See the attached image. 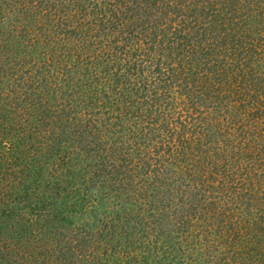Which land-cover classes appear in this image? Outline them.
Instances as JSON below:
<instances>
[{
  "label": "trees",
  "instance_id": "obj_1",
  "mask_svg": "<svg viewBox=\"0 0 264 264\" xmlns=\"http://www.w3.org/2000/svg\"><path fill=\"white\" fill-rule=\"evenodd\" d=\"M236 3L242 4L243 0H238ZM262 4H264L263 1ZM231 8L228 9L230 12H226L229 13L230 21L234 16ZM1 9H3L2 5H0V14ZM213 17H216L214 21L218 27H212L211 23H208L207 25L210 26L206 27V31L217 30V37L214 40L220 42L218 55H222L223 49L221 50V48L223 46L228 52H235L236 58L233 62L226 60V58L214 59L212 52L219 44L212 42L214 40L211 38L207 39V45H200L201 50L204 51L202 52L207 60V66L211 70H206L207 67H205L198 72H201L200 78H203L209 87H204V92L202 90L201 93L200 88H197L196 92L200 95L197 100L191 99L194 102L191 103L192 107L187 106L189 113H186V109L184 111L182 108L181 112L178 111L175 119L167 117V112L163 111L164 108H162V100L156 98V94L159 92L161 95L169 97L167 93L163 92L170 93L173 92L172 90L177 92L179 87L164 89L159 85V87H154L151 90V87H148L146 83L143 87V84L136 85L132 80L129 81V72L119 74L121 72L119 68L115 73L107 72L108 75L105 73L108 80L100 81L102 83L104 81L105 84L104 87H101V91L96 93L92 91L91 87H86L82 81V76L77 71H74L67 64L64 65L62 71L63 84L58 85L52 82L49 85V87H54L53 92L56 88L62 87L60 96L58 97L54 93L46 105H40L42 110H39L38 114H41V119L35 123L36 126H32L38 130V136L41 138L45 152L55 150L57 151L56 155L61 153L64 157L62 160H65L66 165L74 164L75 161L80 162V155L83 156L86 151L87 153L92 152L93 146L100 144L98 134L101 135L103 128H98V125L102 122L101 116L105 118L102 125L108 126L114 140L108 145L105 155H98L102 159H96L97 166L89 169L86 173L79 171V175H73L69 170L68 175L61 182H58V178L61 177L60 172L54 173V176L52 174L53 178L57 179L55 185L53 180L52 185L51 183L49 185L45 176L42 177L41 183L32 182L35 180L32 178L21 177L20 172H22L23 166H29L31 162L25 163V157L18 154V151L13 159H9L3 154L0 155V169L10 170L3 176L7 178V181L10 179L11 182L10 187L8 186L11 193L4 189L0 191V195L7 196V199L0 200L3 201L0 204L5 206L0 209V240L8 239L14 243L8 253H1L0 264H33L35 259L31 258L32 255L39 258L38 261L41 264L49 262H51L50 264H161L156 260L161 258L164 260L166 256L169 257V252H172L174 245L184 255L189 252V249L193 250L197 247L200 240H203V242H208L209 252L214 242V239L209 236L211 233H207L211 231V228L212 230L216 228V233L221 229L220 240L225 244V250H227L220 251L222 264H233L231 259L235 257L241 258L242 262L244 261L243 264H264V152L251 147L253 144L258 147L257 145L261 141L258 138H262L260 137L263 132L261 126L264 123L257 121V119L255 123H251L253 128L260 132L259 137L257 135H255L256 137H249L248 135L246 141L242 142L243 144L232 141L242 139L234 136L233 132L230 131V122L232 121L230 115L233 117L237 111L234 106L230 109L231 91L237 95L236 101L244 102L248 99L246 91L248 87L244 86L249 83L244 80H248L246 71L248 70L247 51L249 49L247 50L246 45H250V43L246 39L247 32L241 34L237 30L238 37L236 36L229 45L221 37L224 36L227 39L231 33L221 32L220 21L222 19H220V15H213ZM262 20H264V13ZM237 25L243 26V23L238 20L234 28ZM157 32V30H149L146 31L145 36L155 40L153 35L158 37ZM260 34L262 35V33ZM161 43L162 48L171 47L170 42L167 45L164 41ZM253 49L255 50L254 47ZM17 64L16 59L8 52L3 54V51L0 50V87H8L7 96H13V98L19 91L21 92L19 88L23 86L21 79L26 76V73L21 72L22 68L17 67ZM77 70L79 71V69ZM30 76L35 77L36 73ZM38 82L39 86L36 85L38 90L35 89L37 90L35 99L37 103H40L44 101L45 96H48L43 93L42 81ZM120 85L121 87H119ZM213 85L214 87H210ZM133 90L134 92L142 91L145 99L150 100L154 105V115L157 114L156 121L160 122L155 129L156 136H160L156 153L163 157L165 156L164 148H166V152L172 150L168 156L173 157L172 154L175 153L178 159L173 158L182 162V168L185 169L184 180L178 185L181 192V205L173 206L172 215L170 210L166 208L168 204L162 203V200L159 201V204L152 201L155 205L151 203L147 213L136 210L138 205L136 198L140 197L137 193L143 191L146 193L151 191L152 194L159 193L160 189L158 190V188H163V185L168 184L166 182L169 176L168 170H163L157 166L151 168L152 163L150 162H147L149 164L147 170L149 169L151 175L150 183L141 188L137 187V189L132 186L130 200L122 203L118 209L123 214L116 216L110 214L115 208L114 203L112 206L111 203L105 201V196L108 197L110 192L101 193L111 183L122 185L119 183L122 175L125 183L132 181L134 179V175H131L133 174L132 167L142 162L145 163L143 161L144 156L163 162L161 157H156L153 152L152 154L149 151L151 145L145 149V152L139 154L127 150L132 145L128 141L130 137L136 139L135 142L133 141L134 144L143 138L139 139L133 135L128 138L116 137L117 127L120 125L119 119L121 120L122 116L131 110L130 105L132 104H127V107H123L124 103L115 105L112 96L119 94L120 96L116 97V100L118 102H121L120 100L125 101L124 95L130 91L133 92ZM189 93L191 94V92ZM256 96L258 95L256 94ZM199 99L203 103H198ZM217 101L218 109L212 108L211 104L214 105L213 103ZM125 102L127 103V101ZM258 106L259 104L254 108ZM143 107V105L137 104L130 114H140L143 112ZM221 108H223L222 111H220ZM47 113L50 115L49 118L42 117ZM200 114L201 117H199ZM209 115H213V117H209ZM26 117L32 120V116L29 114ZM222 117L226 118L225 123ZM220 119L222 123H220ZM45 120L48 121V127L45 126L46 128L43 129L41 127L47 124ZM237 120L239 121V119ZM197 121L201 122V126H205L204 128H207L211 134L202 135L198 133L195 136L184 137L186 131L195 129ZM240 122L242 126L245 125L244 120ZM1 124L2 122H0ZM32 127L30 126L28 130H31ZM178 130H180L179 133L183 132L181 138L176 139L173 145L166 146L165 141H168L166 140V132L173 137V133L176 134ZM24 132L27 133V130ZM5 134H8L6 127L0 128V136L2 137L0 145L8 142L4 139L6 138ZM212 134L213 136H211ZM16 135L18 136V133ZM263 144L260 145L263 146ZM241 151H244L245 156L240 153ZM93 154L92 156L86 154L84 158L95 159L96 155ZM141 167L145 168V165L141 164ZM128 174L130 175L128 176ZM25 179L32 183H28ZM103 180L108 183L104 184ZM125 183L123 182V184ZM40 186L43 187L40 189ZM63 188H65V192L60 193L59 190ZM37 195H40L42 200ZM215 196L216 200L217 198L221 200L222 205L213 202ZM151 199L152 196L142 202H150ZM58 202H60L59 206ZM103 202L106 207H104ZM225 202L228 205L224 206ZM221 206H224L222 210ZM248 207L250 208L248 211L250 217H246L247 215L243 213H246ZM164 208H166V212L161 214L160 211ZM199 209L205 211V218L199 216ZM230 214H232V220L228 226L230 228L226 230L227 227L224 229V224L228 223ZM245 217L247 218L246 224L241 225L240 222L246 220ZM163 219H166V222H162ZM40 221V226L36 231L32 230L29 233V229L34 228L35 223ZM257 223L261 224V227H258ZM204 227L207 228L205 231L207 240L205 237L199 238L200 233L203 234L200 229ZM150 232L157 235L155 240L150 239ZM33 235L38 244L32 238L31 241H26L28 237ZM50 240L52 242L51 247L44 246V242ZM24 241L27 243V248L22 249L21 244ZM198 254H200L199 250ZM255 261L256 263H254ZM191 262H193L192 259ZM166 263L173 264L170 261ZM174 264L185 263L177 261Z\"/></svg>",
  "mask_w": 264,
  "mask_h": 264
},
{
  "label": "rangeland",
  "instance_id": "obj_2",
  "mask_svg": "<svg viewBox=\"0 0 264 264\" xmlns=\"http://www.w3.org/2000/svg\"><path fill=\"white\" fill-rule=\"evenodd\" d=\"M236 1L238 0H0V5H2L3 8L0 14V50L3 51V54L8 52L15 58L18 63L17 67L20 66V68H22L21 72L23 71L26 73L25 78L21 79L23 83V86L19 87L21 92L19 91L15 98H13V96H7L6 91L9 90L8 87H0V122H2L0 128L6 127L8 133L5 134L6 138H4L8 140V142L4 145H0V155L3 154L9 159H13L18 151V154H22L25 157V163L31 162L29 166H23L22 172H20L21 177L32 178L35 179L32 180V182L37 181L41 183L42 177L45 176V180H48L49 185L50 183L52 185V180L55 185L57 179L53 178L54 173L60 172L61 177L58 178V182L63 181L66 175H68L69 170L73 175H79V171L86 173L89 169H93L97 166L98 163L96 159H102L98 155H105L107 153L106 149L114 138L109 132L108 126L106 124L102 125L105 122L104 116H101L102 122L98 125V128H103L101 135L98 134L100 144L94 145L92 152L87 153L86 151L83 156L80 155V162L75 161L74 164L72 163L70 165H66L65 160H62L64 157H62L61 153L56 155L57 151L55 150L45 152L41 138L38 136V130L36 127H32L36 126L35 123L41 119V114H38L39 110H42L40 105H46V103L51 100L50 96L54 93H56L58 97L60 96L62 87L56 88L53 92L54 87H49V85H51L52 82L58 85L63 84L62 71L66 64L71 66L74 71H77L82 76V81L86 87H91L92 91L96 93L97 91H101V87H104V81L103 83L100 81L103 79L108 80V76L106 77L105 73H115L119 68L121 71H118L119 74L122 72H125V74L129 72V81L132 80L136 85L143 84V87L144 83H146L148 87H151V90H153L154 87H159V85L160 87H164V89L179 87L177 92H175V90H172L173 92L170 93L163 92L167 93L169 97L157 92L156 98H161L163 103L162 108L165 109H163V111L167 112V117H173V119H175L178 115V111L181 112L182 108L184 111L186 109V113H189L187 106L192 107L191 103L194 102V100L192 102L191 99L197 100L200 95L196 92L197 88H200L201 93L202 90L204 92V87H209V85L203 81V78H200L201 72L199 73L198 71L205 67H207L205 68L206 70H211V68L207 66V60L203 56L204 51L201 50L200 45H207V39L211 38V40H214L217 37V30L213 29L211 32L206 31V27L210 25H212V27L217 26V23L214 21L216 17L212 18L213 15L221 16V32L231 33L230 37L227 39H225L224 36L221 37L229 45L236 36L238 37V33H236L237 30H239L241 34L247 32L246 39L250 43V45H246L247 50L249 49V51H247L248 70L246 71L248 80H244L246 83H249L244 86L246 88L248 87L246 90L248 99L244 102L236 101L237 95L234 94L235 92L233 93L231 91L230 93V109L232 106L237 109L236 115H233V117L230 115V118H232L230 122V131L233 132L234 136L236 135L239 139H242H234L232 141L243 144L248 135L249 137L258 136L260 132L256 131L251 123H255L256 119L264 123V20H262L264 13V4H262V1L264 3V0H243L242 4H237ZM229 8L233 9L231 12L234 14L231 21L229 19L230 16H228L229 13H226L229 11ZM238 20L240 23H243V26L237 25V27L234 28ZM208 23L211 24L208 26ZM149 30H157L159 36L156 37L153 35L154 38H156L155 40L148 39L145 33ZM259 32L262 33V35ZM233 34L234 36L232 37ZM160 40L164 41L165 45L170 42L171 47L162 48ZM212 42H215V44L220 43L216 40ZM219 46L220 44L214 52L211 51L214 59L226 58V60L228 59V61L233 62L236 58L235 52H228V50L222 46V55L219 56L217 53ZM134 50H136V52H134ZM226 54L227 57H225ZM77 69H79L80 72ZM34 73H36L35 77L30 76ZM40 80L44 87V92H42L48 97L45 96L43 102L37 103L35 98L38 88L36 85ZM119 87H121V85ZM210 87H214V85ZM36 88L37 90H35ZM189 92H191V94ZM260 92L261 94L259 95ZM256 94L258 96H256ZM118 96L120 95L116 94L112 96V98L114 97L112 101L115 105H117V103H124L123 107H127L129 104H132L130 105L131 110H133L137 104H141L144 107L142 108L143 112L140 114H136V111V115L130 114V112H132L130 110L122 116L121 120L119 119L120 125L117 127L116 137L121 136L122 138H128L130 135H133L134 137H139V139L143 138V140H138V142L134 144L136 139H131L130 137L128 141L132 145L127 150L129 152L132 151L134 154H139L145 152V149L151 145L149 151L151 153L153 152L156 157H161L163 162L152 160L144 156L143 161H145V163L142 162L141 164L145 165V168H142L141 164L132 167L131 171L133 174L131 175H134L132 181L125 183L126 181L122 179V175L120 176L121 180L119 182L122 183V185H115L113 183L107 185V189H104L101 193L110 192L108 197L103 194L106 197L105 201L107 203H111L112 206L114 203L115 208H112L113 212H110V214L113 216L123 214V212L118 209L122 203L130 200V189H132V186L134 189H137V187L141 188L150 183L151 175L150 171H148L149 169L147 170L149 165L147 162H150L152 163L151 168L157 166L163 170H168L169 176L166 181L168 184L163 185V188H158V190L160 189L159 193L156 192L152 194L151 191L147 193L144 191L137 193L140 197L136 198L138 203V205L136 203V210H142V213H144V211L147 213L152 201H154L155 204H159V201L162 200V203L168 204L169 208L167 206L166 208L170 210L172 215L173 206L181 205V192L180 189H178V185L184 180L183 174H185V169L182 168L183 164L177 161L178 157L175 156V153H173L172 156L177 159L168 156L172 150L166 152V148H164L165 156L163 157L156 153L157 147H159L158 139L160 136H156L155 129H157L160 122L156 121L157 114L154 115L153 103L145 99L143 92L139 90L134 92L133 90V92L130 91L124 95V100L127 101V103L122 100L118 102V100H116ZM153 97L155 98V96ZM198 103H203V101L199 99ZM213 104L214 105L211 104V107L218 109V101ZM258 104L259 106L254 108V106ZM136 110H138V108H136ZM222 110L223 108L220 109V111ZM27 114L32 116V120L26 117ZM214 114L216 115V113ZM227 115H229V113H227ZM49 116L48 113L42 115L44 118H49ZM201 116L200 114L199 117ZM209 117H213V115H209ZM223 118L224 117H222V119ZM237 119H239V121ZM241 120L245 121V125L243 124L242 126ZM223 122H226V118L223 119ZM220 123H222V121ZM201 125V122L197 121L195 129L192 128V130L186 131L184 137L195 136L198 133L202 135L211 134L208 132L207 128H204L205 126ZM30 126L32 128L28 130ZM45 126L48 127V121L47 124L41 128L45 129ZM261 128L263 135L261 134L260 137L263 139H258L262 142L260 141L259 145H257L258 147L254 144L251 147H255L261 150V152H264V124ZM26 130L27 133L24 132ZM179 132L180 130H178L176 134L173 133V137H171L170 133L166 132V140H168L165 141L166 146L173 145L176 139L181 138L183 132ZM16 133H18V136ZM215 135L214 132V136ZM211 136H213V134ZM169 137L170 139H168ZM0 140H2L1 136ZM260 144H263V146ZM95 152L97 153L95 154ZM92 153L96 155L95 159L90 158L88 160V158H84L86 154L92 156ZM231 153L232 151L230 149V154ZM240 153L245 156L244 151ZM6 172H10V170L5 168L0 169V191L4 189L6 192L8 191L11 193L9 189V185H11L10 179L7 181V178L3 176ZM129 175L130 174H128V176ZM25 180L28 183L31 182L27 179ZM123 182L125 184H123ZM42 183L44 184V181H42ZM100 183L102 184V181ZM103 183L107 184L108 182L103 180ZM42 187L43 186H40V189ZM152 189L157 190L156 188ZM59 192L64 193L65 188L60 189ZM98 194L100 195V193ZM37 196L42 200L40 195ZM150 196H152L150 202H142L144 199H149ZM6 197L5 195H0V200L7 199ZM220 201L219 198L216 200L215 196L213 202L221 204ZM0 203H3V201H0ZM59 205L60 202H58V206ZM226 205H228V203L224 206ZM224 206H221V210ZM4 207V205H1L0 209ZM104 207H106L105 204ZM166 208L161 209L160 213H165ZM249 209L248 207L246 213L243 212L247 215L246 217H250L248 213ZM204 212L199 209V216L205 218L206 214ZM231 217L232 214L228 217V223L224 224V229L227 227L226 230L230 228L228 226L232 220ZM246 221L247 218L240 222L241 225H245ZM162 222H166V219H163ZM40 223L41 221L36 222L34 228L31 227L29 229V233H31L32 230L36 231ZM73 223L75 225V222ZM259 223L256 225L261 227ZM200 230L203 234L200 233L199 238L202 239V237H205L206 239L205 231L207 228L204 227ZM220 232L221 229L216 233V228L213 230L211 228V231L207 232L211 233L209 236L214 239L209 252L207 247L208 242L200 240L197 247L193 250L189 249V252L184 255L178 251L176 245H174L172 252H169V257L166 256L164 260H161L163 258L160 257L161 259H157L156 261H159L161 264H167V261L173 262V264L177 261H183L185 264H222L220 251L227 250H225V244L220 240ZM260 232L262 233V230H260ZM33 237L34 235L28 237L26 241L29 242L34 239L36 244H38V241ZM155 237H157V235L150 232V239L155 240ZM159 242H161V240H159ZM51 244V240L44 242V246L51 247ZM11 245H14L12 241L1 239L0 256L2 255L1 253L6 254L10 251ZM21 248H27V243H25V241L21 244ZM187 248H189V246H187ZM5 249L7 250L5 251ZM198 250L200 254H198ZM231 255H229V257H231ZM31 258L35 259L33 264L40 263L38 261L39 258L33 255ZM235 258L231 259L233 264H243L244 261L242 262L241 258ZM25 259L23 260L25 261ZM191 259L193 262H191ZM28 260L30 261L29 258ZM50 263L51 262L47 264ZM254 263H256V261Z\"/></svg>",
  "mask_w": 264,
  "mask_h": 264
}]
</instances>
